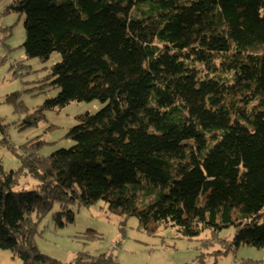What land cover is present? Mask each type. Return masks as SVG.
I'll return each instance as SVG.
<instances>
[{"label": "trees", "instance_id": "obj_1", "mask_svg": "<svg viewBox=\"0 0 264 264\" xmlns=\"http://www.w3.org/2000/svg\"><path fill=\"white\" fill-rule=\"evenodd\" d=\"M10 8L25 15L28 58L62 55L52 67L60 92L41 110L74 100L104 106L81 115L67 134L73 145L49 156L40 138L16 147L0 137L21 163L7 171L0 160L1 249L24 264H121L88 253L63 262L36 245L56 205L63 225L62 215L74 221L73 206L102 199L151 234L209 230L216 258L241 245L264 249V0H15ZM22 174L39 189L14 191ZM142 179L165 189L126 208V187ZM231 226L232 239L222 238Z\"/></svg>", "mask_w": 264, "mask_h": 264}, {"label": "rangeland", "instance_id": "obj_2", "mask_svg": "<svg viewBox=\"0 0 264 264\" xmlns=\"http://www.w3.org/2000/svg\"><path fill=\"white\" fill-rule=\"evenodd\" d=\"M15 0H0V137H7L16 147L33 138H40L46 144L41 148L43 156H49L62 148H69L74 141L67 136L69 130L80 123V116L95 114L104 103L99 99L91 101H70L63 107L41 110V106L58 95L52 67L61 61L62 55L54 51L49 59L28 58L24 43L26 40L25 15L10 8ZM149 4H142L148 9ZM22 62V64L20 63ZM25 65V66H23ZM14 93H19L16 102H11ZM22 102V103H20ZM37 115L36 124L30 125V115ZM0 160L7 171L18 168V157L6 144L0 142ZM40 181L29 174H22L13 190L16 192L38 190ZM135 187V188H134ZM126 187L128 198L126 208L141 207L153 201L163 189L146 179L134 186ZM151 191L156 192L150 193ZM112 194V193H110ZM74 221L62 215L61 225L55 220L60 205L39 222L36 245L40 252L63 262H71L81 253L90 255L112 254L121 264H196L198 256L205 253L204 264H264V249L252 245H241L235 251L216 258L219 245L206 246L210 231L204 230L195 237L182 236L176 227L160 228L156 234L149 233L137 216L115 212L106 199L89 207L72 208ZM99 234L92 237L90 231ZM233 226L220 232L222 238L232 239ZM0 264H24L9 249L0 248Z\"/></svg>", "mask_w": 264, "mask_h": 264}]
</instances>
